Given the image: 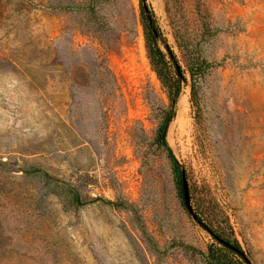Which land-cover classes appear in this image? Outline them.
I'll use <instances>...</instances> for the list:
<instances>
[{"label":"rangeland","instance_id":"obj_1","mask_svg":"<svg viewBox=\"0 0 264 264\" xmlns=\"http://www.w3.org/2000/svg\"><path fill=\"white\" fill-rule=\"evenodd\" d=\"M170 111L194 210L264 264V0H0V264H210Z\"/></svg>","mask_w":264,"mask_h":264},{"label":"trees","instance_id":"obj_2","mask_svg":"<svg viewBox=\"0 0 264 264\" xmlns=\"http://www.w3.org/2000/svg\"><path fill=\"white\" fill-rule=\"evenodd\" d=\"M146 33H147V48H148V53H149V57L151 59V62L155 66L159 76L163 79V83H165V85L168 86L169 96L173 100V103H174L176 100V97L179 95V93L182 90V80H186V77H184V75H183V77L181 78L179 71L177 69V62L175 60H174V64L176 66V72H177L176 76L173 77L172 80L168 76V64H167V59H166V53L164 52V50L160 46V44L158 42V34L154 32L153 28L150 25L149 20L148 21L146 20ZM205 63H206L205 60H200L191 66V74H192V78H193V82H192L193 92H194V89L196 86V78L205 69ZM169 80H171V82ZM173 117H174L173 112H171V111L168 112V114L166 115V117L163 120L162 125L160 127L159 135H158L159 136L158 142L167 151L168 156L170 157V159L172 161V164L174 166L175 171L178 174H180L181 171H180V167H179V161H178L177 157L175 156L172 148L170 147V145L168 144L167 139H166V131H167L168 125H169L170 121L173 119ZM26 172L27 173L39 172V173H42L45 177L52 179L51 175L48 172L43 171L40 168L27 170ZM66 192H68V194L70 195L69 199H70L71 205L77 206V207L84 206V205H86V204H88L94 200H103L104 202L111 203L114 206H120L122 204L121 202L111 201L107 198L99 197V196L95 197L91 200H86L83 198L80 191L78 189H76L75 187H70L69 189H66ZM207 225L209 226L211 233L213 234L216 241L219 244H221V246H217L216 248H214V245H212L210 247L209 253L207 254L210 264H242L243 262H241L239 259L233 258V257H235V255H238L241 258H243V256L240 255L236 250L232 249L230 246L223 243L221 241V239H224V240L232 243L233 245L237 246L238 248H240V246L236 243H233L229 238H225L217 229L212 227L211 223H207ZM242 261H244V260H242Z\"/></svg>","mask_w":264,"mask_h":264},{"label":"water","instance_id":"obj_3","mask_svg":"<svg viewBox=\"0 0 264 264\" xmlns=\"http://www.w3.org/2000/svg\"><path fill=\"white\" fill-rule=\"evenodd\" d=\"M145 8L147 9L146 4H145ZM150 25L153 28L154 32L158 34L157 29L152 25V21L151 20H150ZM177 69H178L179 74H180V76L182 78L183 77V73L181 71V67L178 64H177ZM181 181H182L184 201H185V204H186L187 208L191 212L193 218L197 222L201 223L205 228H207L211 232V230H210L209 226L207 225V223H204V221L201 219V217L198 215V213L194 210V208L192 206L190 188H189V184H188L187 177H186L184 169H181ZM221 241L223 243H225L226 245L230 246L232 249L236 250L240 255H242L246 259V261L249 264H251L250 259L248 258V256L246 255V253L243 250H241L237 246L233 245L232 243H230V242H228V241H226L224 239H221Z\"/></svg>","mask_w":264,"mask_h":264},{"label":"bare ground","instance_id":"obj_4","mask_svg":"<svg viewBox=\"0 0 264 264\" xmlns=\"http://www.w3.org/2000/svg\"><path fill=\"white\" fill-rule=\"evenodd\" d=\"M186 113V100L183 98L180 100L179 114L178 118H181Z\"/></svg>","mask_w":264,"mask_h":264}]
</instances>
